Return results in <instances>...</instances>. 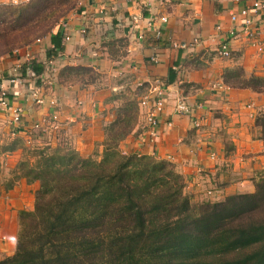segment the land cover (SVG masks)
<instances>
[{
    "label": "crops",
    "instance_id": "1",
    "mask_svg": "<svg viewBox=\"0 0 264 264\" xmlns=\"http://www.w3.org/2000/svg\"><path fill=\"white\" fill-rule=\"evenodd\" d=\"M28 1L0 0V4ZM256 1L262 0H78L47 36L18 54L0 57V84L13 105L24 109L23 120L15 127L11 114L0 107V130L29 143L34 124L56 113L55 126L44 124L45 131L54 133L55 139L71 137L77 150L90 156L105 139V125L116 118L118 105L113 97L131 91L140 99L158 81L165 88L166 109L156 142L142 131L147 108L140 106L137 125L121 149L173 162L193 185L199 183L198 176L206 175L222 199L254 192L255 182L264 174V144L255 124L256 116L264 113V91L230 88L223 83V73L241 65L248 74L262 75L264 52H258L242 33L231 41V57L219 56L216 49L228 29H240L243 8L264 27V8L252 11ZM232 13L239 15L237 22L231 20ZM161 17H167V22ZM58 30L62 39L61 49L56 50L53 37ZM195 40L200 43L188 49L179 46ZM58 50L57 71L46 89L56 107L37 105L29 96L31 82H11L14 67L25 61L27 52L44 64ZM156 56L157 63L152 60ZM86 68L93 71L91 76L84 72ZM181 98L202 104L195 115L199 127L191 115L177 112ZM0 208H5L1 198ZM0 245V258L15 250Z\"/></svg>",
    "mask_w": 264,
    "mask_h": 264
},
{
    "label": "trees",
    "instance_id": "2",
    "mask_svg": "<svg viewBox=\"0 0 264 264\" xmlns=\"http://www.w3.org/2000/svg\"><path fill=\"white\" fill-rule=\"evenodd\" d=\"M77 2L0 4V57L50 33ZM54 36L61 49L62 33ZM33 69L40 76L44 64L35 60ZM223 83L261 93L264 73L248 74L236 65L224 71ZM113 99L123 102L97 144L103 146L100 158L84 156L72 144L28 146L20 136L3 147L22 150V177L40 187L34 209L19 214L15 251L0 264H264V174L254 192L195 204L174 163L121 149L137 125L139 98L128 91ZM256 126L264 144V113Z\"/></svg>",
    "mask_w": 264,
    "mask_h": 264
},
{
    "label": "built area",
    "instance_id": "3",
    "mask_svg": "<svg viewBox=\"0 0 264 264\" xmlns=\"http://www.w3.org/2000/svg\"><path fill=\"white\" fill-rule=\"evenodd\" d=\"M264 8V0L262 1H256L253 4V12L258 13L261 9ZM240 15L243 16L244 21L239 28H231L228 29L224 33L223 39L221 40L218 48L216 49V52L219 56L224 58H229L232 56L231 51V41L235 39L239 34H243L246 36L252 45H254L258 52L262 53L264 52V27H260L255 23V20L250 16V10L247 8H243L240 11ZM239 18V15L236 13L231 14V20L233 22H237ZM167 17H161L162 22H167ZM63 26H66L65 22H62ZM219 30H222V27L218 26ZM162 34L161 29H158L156 31V36L160 37ZM140 40L144 39V35L141 34L139 36ZM41 39H38L37 41H40ZM200 43V40H195L191 44H182L179 45L181 48H190L194 45H198ZM178 46L177 44H175ZM27 47V46H26ZM21 48L15 49L13 53L18 54L20 52ZM57 58H59V50L56 55H52L45 63H44V72L42 75L38 76L35 74V71L33 69V63L36 60L33 55L30 52H27L25 55V61L22 63H18L15 65L13 70V76L10 79L12 83H19L24 82L32 83V87L29 92V96L31 99L37 104V105H44L48 103L51 107H56V100L54 98H49L46 94V89L50 87V85L53 84L52 81V74L57 71ZM154 62H159V58L153 57L152 59ZM26 69V75L24 76L22 74V69ZM166 92L165 88L161 86V84L156 81V84L151 88L150 93L141 96L140 97V106L147 108L146 113V122L142 127V131L149 134L151 137V141L156 142L158 137V130L160 126V120L162 115L165 112L166 109ZM0 107L4 111H8L11 114V124H13L15 127H18V125L22 122L24 117V109L21 105H13L11 102L9 92L8 90L3 86V84H0ZM203 107L202 104H191L188 100L181 98L178 99L176 103V110L179 114L183 115H191L193 119V123L195 127L200 126V119L197 118L196 111L198 108ZM57 121V114L54 113L50 115V118L44 119L42 122H36L34 124V127L38 130H44V124L48 125H54ZM169 122L167 123V125ZM15 132V131H14Z\"/></svg>",
    "mask_w": 264,
    "mask_h": 264
},
{
    "label": "rangeland",
    "instance_id": "4",
    "mask_svg": "<svg viewBox=\"0 0 264 264\" xmlns=\"http://www.w3.org/2000/svg\"><path fill=\"white\" fill-rule=\"evenodd\" d=\"M116 102V105H120L123 102V99L117 100ZM33 128L34 130H31V132H29V136H31L32 138L29 143L26 142L28 146L44 145L48 143L52 146H56L57 144H72V146H74L71 137L60 138L59 135H57L55 139L54 133L38 130L35 127ZM11 139L12 137L9 138L7 132L0 130V198L3 199L5 203V208H0V244L4 243L6 246L4 249H7V251H9L13 247H15L16 249V243L22 229L19 214L22 210L34 209L36 200L35 193L40 187V183L38 181L29 183L26 178L22 177L21 170L18 167V162L25 156H23L21 149L16 150L18 152H21L20 155L17 153L13 154L9 152H2L3 147H5L6 143ZM97 149V153L93 152L92 155L100 158L102 152L99 146L95 147V150ZM25 155L26 158L30 157L29 159L34 160L31 154ZM198 177L200 178V180H198L199 183H195V185H193L194 182H187V186L185 189L187 194L194 196V198L192 196V201L195 204L202 203L207 200L218 201V199L223 198L221 192H218L217 189H215V182L210 181L206 175H200Z\"/></svg>",
    "mask_w": 264,
    "mask_h": 264
}]
</instances>
